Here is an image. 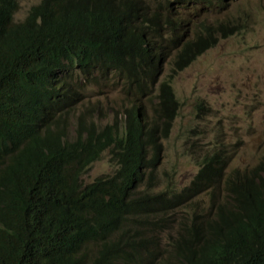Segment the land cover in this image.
Segmentation results:
<instances>
[{
    "label": "trees",
    "instance_id": "obj_1",
    "mask_svg": "<svg viewBox=\"0 0 264 264\" xmlns=\"http://www.w3.org/2000/svg\"><path fill=\"white\" fill-rule=\"evenodd\" d=\"M235 1L40 0L15 21L0 0V264H264V149L233 167L218 143L158 186L172 82L247 28L219 19ZM117 84L128 104L102 123ZM104 153L111 173L83 183Z\"/></svg>",
    "mask_w": 264,
    "mask_h": 264
},
{
    "label": "rangeland",
    "instance_id": "obj_2",
    "mask_svg": "<svg viewBox=\"0 0 264 264\" xmlns=\"http://www.w3.org/2000/svg\"><path fill=\"white\" fill-rule=\"evenodd\" d=\"M39 1L17 0L14 20ZM242 10L248 14L247 28L207 50L172 82L180 110L163 141L159 187L167 181L178 188L187 185L198 169L195 155L218 143L232 153L233 167L254 165L264 149V0H237L219 19ZM97 97L103 110L98 116L106 118L102 123L119 118L128 104L118 84L106 85ZM111 171L104 153L81 180L90 183Z\"/></svg>",
    "mask_w": 264,
    "mask_h": 264
},
{
    "label": "bare ground",
    "instance_id": "obj_3",
    "mask_svg": "<svg viewBox=\"0 0 264 264\" xmlns=\"http://www.w3.org/2000/svg\"><path fill=\"white\" fill-rule=\"evenodd\" d=\"M242 8H243V7H242ZM242 8H241V9H242ZM196 9H197V8H196ZM203 17H204V16H203ZM203 17H201V19H202ZM187 18H188V17H187ZM194 23H195V22H194ZM196 23H197V22H196ZM197 25H198V23H197ZM192 27H193V26H192ZM194 28H195V27H194ZM188 30H189V29H188ZM187 32H188V31H187ZM76 54H77V53H76ZM121 82H122V81H121ZM93 84H94V83H93ZM150 96H151V95H150ZM154 102H155V101H154ZM71 103H72V102H71ZM138 103H139V102H138ZM140 103H141V102H140ZM63 104L65 105V103H63ZM154 104H155V103H154ZM67 106H68V105H67ZM67 106H66V107L63 106V107H64V108H67ZM55 107H56V106H55ZM124 107H125V106H124ZM64 108H63V109H64ZM65 110H67V109H65ZM72 110H73V109H72ZM53 111H54V110H53ZM58 111L61 112V110H58ZM81 111H83V110L81 109ZM56 112H57V111H56ZM119 112H120V111H119ZM121 112H122V111H121ZM52 113H53V112H52ZM67 113H68V112H67ZM124 113H125V112H124ZM53 114H54V113H53ZM69 114H70V113H69ZM63 115H64V113H63ZM68 116H69V115H68ZM173 121H174V120H173ZM82 122H84V121H82ZM118 124H119V123H118ZM120 129H121V128H120ZM153 129H154V128H153ZM159 130H160V129H159ZM231 140H232V139H231ZM189 141H190V140H189ZM178 142H179V141H178ZM180 142H182V140H181ZM180 142H179V143H180ZM179 143H178V144H179ZM186 146H187V145H186ZM147 148H148V147H147ZM177 190H179V189H177ZM120 224H121V223H120ZM128 228H129V227H128ZM114 236H115V235H114Z\"/></svg>",
    "mask_w": 264,
    "mask_h": 264
}]
</instances>
